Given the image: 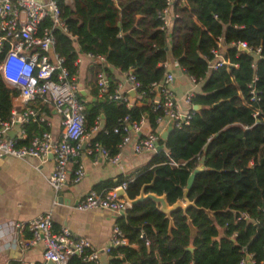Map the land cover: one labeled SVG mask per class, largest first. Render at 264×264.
Returning a JSON list of instances; mask_svg holds the SVG:
<instances>
[{"label":"trees","instance_id":"1","mask_svg":"<svg viewBox=\"0 0 264 264\" xmlns=\"http://www.w3.org/2000/svg\"><path fill=\"white\" fill-rule=\"evenodd\" d=\"M57 4L68 34L54 31L55 51L67 70L74 72L77 52L101 55L109 91L114 87L110 68H118L132 70L138 91L144 92L140 103L135 101L129 108L98 98L95 86L88 89L94 101L78 95L84 107V129L88 131L96 118L103 122L91 143L98 142L109 154L116 152L123 136L121 131L113 132L123 116H128V122L144 118L155 129L159 111H152L147 100L155 92L148 93L150 84L165 71L159 63L171 57L187 76L203 77L200 92L192 97L200 110L188 124L172 128L165 141H158L163 149L151 156L124 190L133 199L142 185L151 183L144 192L164 195L171 205L181 198L190 172L201 166L187 192L194 206L185 214L181 209L172 211L170 229L168 219L151 200L127 208L116 220L127 243L109 251L110 264H239L247 254L260 260L264 246V0H182L174 4L178 16L166 32L159 29L156 17L164 0H72V6L57 0ZM216 37L226 46L229 65L208 70ZM237 42L252 50H239ZM255 48H259L257 54ZM250 83L256 102L249 101ZM16 92L0 80L2 119L8 117L10 97ZM254 109L259 113L256 118ZM23 128L26 138L20 143L47 129L36 123ZM126 180L120 176L96 188H114ZM67 264L92 262L73 255Z\"/></svg>","mask_w":264,"mask_h":264},{"label":"built area","instance_id":"2","mask_svg":"<svg viewBox=\"0 0 264 264\" xmlns=\"http://www.w3.org/2000/svg\"><path fill=\"white\" fill-rule=\"evenodd\" d=\"M180 1L182 0H164V6L156 13L160 30L166 32L170 29L172 19L178 16L174 11V4ZM55 30L68 34L57 0H0V80L6 87L17 91L10 97L12 104L8 117L6 119L0 117V158L12 157L20 160L35 158L43 162L51 155L53 165L46 176V182L54 191H58L68 180L70 162L75 164L71 181L76 183L83 177L82 165L75 159L79 155L82 141L86 144L87 155L94 157L100 155L108 163L118 164L120 150L126 144L131 143L134 154L155 153L159 144V133L168 122H171L172 128H180L189 123L195 112L192 102L194 92L186 91L182 98L185 108L182 109L170 88L173 76L168 70L167 62L163 61L158 64L165 70L162 78L151 83L148 90V93L155 91L147 103L152 111H159L154 120L156 129L149 130L131 142L130 133L138 132L144 119L128 122V116L125 115L119 120L118 126L113 128V132L123 133L121 140L116 144L115 153L109 154L98 142L91 143L92 138L88 136L98 130L99 119L94 120L88 131L84 129V107L78 95L81 89L86 90L78 79L77 67L70 73L64 65L63 57L55 51ZM215 42L216 47L210 50L213 57L208 61V70H215L222 65L227 69L229 61L220 54L222 38L216 37ZM234 45L236 48L245 49V52L252 50L244 42H237ZM254 52L257 54L259 48H255ZM84 55L97 62L100 67L93 78L98 98H105L114 104H123L126 108L131 107L135 101L140 103L139 99L144 92L138 91L139 83L130 70L122 73L125 88L122 82H114V87L109 91L102 71L104 57L90 53ZM76 62L77 55L75 66ZM188 79L194 87L203 77L188 76ZM247 87L249 101H258L252 84H248ZM130 92H133V96ZM47 108H52L59 117V134L53 137L48 130H44L39 135H33L26 143H20L19 141L26 138L24 125L30 122L48 125L45 114ZM258 114V110L254 109L252 117L256 118ZM12 129L16 131L10 137L7 132ZM261 153L264 155V146ZM130 181H122L114 188L89 190L79 199L74 209L80 211L100 209L118 215L124 214L129 204L122 197L116 196L115 192L118 189L124 191L127 182ZM242 216L247 217L245 214ZM13 225L17 229L26 228L29 232V237L16 240L19 248L26 249L41 242L42 264L48 261L52 264H67V260L73 255L82 261L97 264L99 253H109L112 248L127 243L123 233L115 225L111 230L108 244L95 248L86 238L75 235L67 227L53 230L49 212H43L25 223L17 222ZM262 252L260 260L255 261L247 254L239 264H264V246Z\"/></svg>","mask_w":264,"mask_h":264},{"label":"crops","instance_id":"3","mask_svg":"<svg viewBox=\"0 0 264 264\" xmlns=\"http://www.w3.org/2000/svg\"><path fill=\"white\" fill-rule=\"evenodd\" d=\"M64 3L72 6V0H64ZM74 47L77 50L76 44ZM220 54L224 57L226 55V46L223 44ZM166 62L168 70L173 76L170 88L178 105L184 109L182 101L184 94L188 90H192L194 93L200 92L201 82L194 87L191 86L188 76L174 59L168 57ZM97 65V62L77 52L78 79L86 90V99L90 98L88 89L94 86L93 78L94 73L98 70ZM110 69L114 82H122L123 88H125L123 71L118 68ZM10 104H12L11 98ZM45 114L48 121L46 130L56 137L60 131L59 117L52 108L45 109ZM102 124L103 122L100 120L98 130ZM149 130L151 129L144 119L139 131L130 133L131 142ZM95 133H91L88 138H93ZM130 144H126L120 150L118 164H110L100 155L96 157L87 155L86 144L82 141L79 155L75 159L82 165L83 177L76 183L71 181L75 164L70 162L68 164V180L58 191H54L46 182V176L53 165L50 155L43 162H39L35 158H26L25 160L12 157L0 158V264L43 263L41 242L26 249L19 248L16 240L29 237V232L26 228L17 229L13 225L17 222L25 223L43 212L50 213L53 230L64 226L75 235L86 238L95 248L107 245L111 230L120 215L100 209L80 211L74 207L84 194L89 190H98L96 187L106 181L115 182L120 176H126L128 180H132L137 171L144 167L154 154H134ZM118 258H122V256L119 255ZM110 259L109 253L101 252L98 255L97 264H110ZM92 264L94 263L92 262Z\"/></svg>","mask_w":264,"mask_h":264},{"label":"water","instance_id":"4","mask_svg":"<svg viewBox=\"0 0 264 264\" xmlns=\"http://www.w3.org/2000/svg\"><path fill=\"white\" fill-rule=\"evenodd\" d=\"M239 50H243L245 51V49L242 48H238ZM130 73H132V70L129 71ZM79 94L83 97V98H87V93L81 89L79 91ZM130 95L133 96V92H130ZM95 98H91V101H94ZM201 106L199 104H194L193 105V110L194 111H198L200 110ZM172 130V125L171 122H168L165 127L160 131L159 133V140L161 141H165L168 134L170 133V131ZM15 131L9 130L7 132L8 136L12 137L14 135ZM163 149V144H158L156 147V152L160 151ZM51 156V155H50ZM201 166H198L196 168H194L190 174L188 175L187 179H186V184H185V188L182 190V196L180 199L176 200L174 203H172L171 205H168L165 199L164 195H156L152 192H144L145 187L150 186L151 183L149 184H144L141 186L138 195L133 198V199H129L125 192L121 189L116 190L115 194L118 197H122L128 204L129 207L134 206L140 202H144L146 200H151L155 206L158 208L159 212L162 213L164 215L165 218L168 219V229H170L172 227V220L170 217V213L176 209H181L183 211V213L185 212V210L189 207V206H194V202L193 201H189L187 199V192L188 189L190 188L192 181L194 179V176L196 175V173H198L201 170ZM185 214V213H184ZM123 214H120V216H122ZM187 225L189 227V229L192 230V224L190 219H187ZM189 251H192L191 247H187L186 248ZM47 264H52L50 261L47 262Z\"/></svg>","mask_w":264,"mask_h":264}]
</instances>
